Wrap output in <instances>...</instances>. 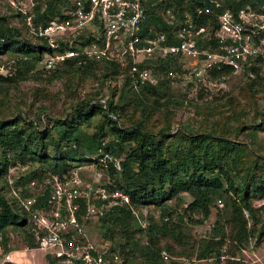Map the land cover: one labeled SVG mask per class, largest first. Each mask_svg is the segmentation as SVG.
Wrapping results in <instances>:
<instances>
[{
  "label": "rangeland",
  "instance_id": "rangeland-1",
  "mask_svg": "<svg viewBox=\"0 0 264 264\" xmlns=\"http://www.w3.org/2000/svg\"><path fill=\"white\" fill-rule=\"evenodd\" d=\"M45 1L0 0V27L7 23L18 27L22 39L31 46L39 45L40 42L28 32L26 17L31 16L34 23L35 9L38 5L43 8ZM176 12L177 8L174 7L161 10V18L171 22ZM66 20L54 19L48 25ZM233 23L241 24L243 31L248 34L245 44L253 54L238 62L231 74L217 78L211 75L213 68H205L202 54L198 53L196 58L178 56L177 60L169 63V84L160 89L162 98L142 93L135 81L123 87L125 74L122 69L113 70L97 60L99 54L120 57L122 51L120 42L112 43L110 47L104 44L103 47L98 38L101 35L95 27L68 30L54 42L56 44L60 40L77 47L78 43H73L76 37L94 35L95 42L82 48L81 53H89L94 45L95 55L84 56L88 60L82 63L80 72L64 65V61L69 58H58L64 55L54 54L34 65L27 73L26 80L0 83V122L6 125L5 132L22 137L30 135L33 138L32 145L43 147V152L50 157L54 156L55 145L59 144L64 150H71L74 145H66L62 140L71 131L65 124L59 125L66 120L70 124L72 122L73 127L79 128L82 139L96 142L102 139L105 144L113 141L115 136L111 134L110 124L102 114L89 119L79 116L80 107L96 102L101 105L106 101L112 102L118 114L116 121L122 128L133 130L140 126L143 133L161 138L167 159L185 160L189 151L194 149L191 137L205 141L203 152L199 155L205 154L209 168L207 173L223 181L224 192L212 199L210 215L203 224H195L196 220L202 218L198 213L188 210L193 198L186 193H179L161 207L133 208L126 233L125 230L114 229L113 241L104 240L99 220L102 216L91 215L86 221H81L83 239L96 246H100L101 240L105 241L106 247L120 254L119 263L126 259L128 264H146L141 254L150 241L146 229L149 225L160 226L166 223L169 230L165 235L154 229L152 236L161 251V259L158 260L160 264H264V200H250L255 217L251 219L247 213L244 215L249 233L247 241L241 246L232 240L235 229L231 224V204L236 200L231 186L235 188L240 184L242 191L250 188L261 175L259 168L264 160V4L240 10L237 17L234 16ZM219 26L217 18L216 25H208L203 36H198L192 28L189 38L194 42L212 39L217 46L204 49L219 54L221 49L218 46L223 44L218 45L216 35L223 37L225 43L227 39V34L221 32ZM161 32L159 34L164 36ZM174 34L181 35L183 32L176 31ZM196 49L198 52L203 50L197 46ZM73 52L76 53L73 57L81 55ZM158 56L159 53H156ZM18 57L20 55L14 53L0 55L2 77L14 75ZM162 59L166 58L161 52ZM159 60H148L144 54H139L133 62H153L150 71L155 76L157 70H154V66ZM211 61L219 60L213 57ZM43 131L49 133L50 138L36 140V135ZM133 145L129 142L120 143V157L116 162L124 161ZM77 149L82 155L74 156L72 161L68 158V170L60 176L52 174L50 167L34 161L33 156H18L16 154L19 152L7 150L0 145V194L11 200V197H16L11 192L13 190L19 197L13 204L14 209L27 216L25 227L8 228L0 234V264H46L42 251L27 248L24 232L36 230L41 215L40 209L35 212L33 203L37 202L49 185L56 188L58 184L62 189L68 186L85 189L89 186L94 191H101L106 198L97 196L92 202L95 210L103 216L110 207L127 203L119 192H114L115 182L108 169L97 163V158L83 147L77 146ZM35 153L37 157L39 151ZM89 157L94 161H88ZM217 162L218 165H215ZM114 193H118V196H113ZM98 201L107 203L98 205L95 203ZM212 229H216L219 235L213 233ZM220 239L224 245L219 256L214 253L202 259L200 255L206 245L209 243L212 247ZM9 254L12 262H5Z\"/></svg>",
  "mask_w": 264,
  "mask_h": 264
},
{
  "label": "trees",
  "instance_id": "trees-1",
  "mask_svg": "<svg viewBox=\"0 0 264 264\" xmlns=\"http://www.w3.org/2000/svg\"><path fill=\"white\" fill-rule=\"evenodd\" d=\"M41 1V0H39ZM264 4V0H221V9L212 10L209 14L197 15L196 11L204 7H208V0H164L159 2L157 5L149 7L150 14L147 17L146 23L144 24V32L142 37L154 38L159 32L164 34L166 39L162 46H174L178 45L181 41L188 37L187 31L198 33V36L204 35L205 29L210 26L216 25V19L218 15L225 11H231L235 17H237L240 10L246 7H261ZM170 7L177 8L176 16L171 22H166L161 18V10H166ZM70 8V0H46L45 6L41 8L39 5L35 9L34 25L45 27L52 20H65L69 19V15L64 14L66 9ZM188 23H185V20ZM181 22V23H180ZM183 22V25H182ZM179 23L181 26H179ZM5 26V28H4ZM189 26L190 29H189ZM176 31H182L183 34H174ZM40 43L37 46H31L24 39H22L21 29L18 27H13L9 23L0 27V55L14 53L19 54L16 61V71L13 76L2 77L0 75V83H14L17 81H24L27 78V73L34 68L41 59L45 57H51L52 55H65L67 52L76 51L78 54L75 57H71L64 61L70 69H75V72H80L82 70V63L87 61L85 55H82L81 50L84 47L91 46L95 42L94 35L89 34L87 37L78 36L74 39L73 43H78L77 47H72L68 42L56 41L54 48L48 46V44L42 40L36 38ZM203 39V38H202ZM204 40V39H203ZM196 46L198 49H214L216 42L211 40L199 41L197 40ZM73 45V44H72ZM22 55V56H21ZM98 61L103 62L108 68L113 70L122 69L125 74V82L123 87H126L129 82L136 80L137 73H135L134 79L129 74V69L131 63L128 62L121 66L120 63L116 61H109L102 56H96ZM166 59L158 58L157 65L154 66L155 85L149 82L145 84L137 83V88L141 90L142 93L147 92L154 97L162 98L163 95L160 93L164 87L169 84V63L177 60L178 56L167 55ZM153 62H141L137 64L139 71L143 69L150 70ZM87 68V66L85 67ZM233 68L228 66L213 67L211 70V75L214 78L222 77L223 75H229L233 72ZM166 78H163V75ZM97 114H102L105 119H107L110 124L111 134L115 137L113 141L105 144L100 139L99 141L82 139V134L77 127H73L66 120L64 123L59 125H67L71 128L64 137L63 141L67 145H72L71 150H64L59 144L55 145L54 156H47L43 152V147L39 145H32L33 138L22 137L18 134H9L5 132V124L0 122V145L5 147V149L24 155L33 156V160H37L44 167H50V171L55 175H64L67 172L68 158L74 156H81L82 153H78V147H83L86 152H90L97 158V163H100L103 167L108 169L109 175L114 179L115 189L114 192H119L121 196L127 198V203L122 205H114L109 208L108 212L104 214L99 220L101 224V230L103 232L104 240L113 241V230L121 229L125 230L129 227L132 216V209L139 206H157L161 207L165 202L171 200L173 197H177L179 193H186L193 198V202L188 205V210L192 213H198L202 219L196 220L195 224H203L205 220L210 215V205L214 197L221 196L224 192L223 181L216 175L208 174L209 170L205 154L203 156L199 155L203 152L202 145L205 143L203 139L190 138V141L194 147L188 153V157L185 160L177 161L167 159L165 156V148L161 138H157L152 134L143 133L141 127L138 126L136 129L129 130L122 128L116 121L117 112L116 106L112 102H104V104H98V102L80 107L79 116L84 119H89ZM36 140L43 141L44 139L50 138V134L47 132H40L36 135ZM134 143L130 147V152L124 161H119L120 157L119 148L120 143ZM77 145V146H76ZM99 149L102 150L104 154L108 156L106 160H103L102 155L99 154ZM36 151H39L36 157ZM63 151V152H62ZM35 157V159H34ZM88 161L93 162V158L89 157ZM219 162L215 163L218 165ZM119 165V166H118ZM262 167L259 168L261 175L258 181L252 183L250 188L240 189V184H237L235 188L231 186L233 194L236 196V200L232 201L231 209V224L235 229V236L233 237V242L241 246L247 241L248 231H247V221L245 214L254 219L255 211L250 203L251 199L264 200V160L261 163ZM256 169H258L256 167ZM228 181V177H226ZM252 188V191H251ZM51 187L47 186L43 193L33 204L36 207L35 212L41 209L47 202L50 196ZM12 194L16 197H11L8 200L6 197L0 194V234L5 232L8 228L15 227H25L27 225L26 213H18L13 207L16 203L17 194L12 190ZM98 205L105 204L107 201L95 202ZM116 204V203H115ZM82 209V204H80ZM79 210V214L82 210ZM80 216V215H78ZM154 229L159 230L162 235H165L169 229L167 224L163 223L160 226H151L146 229V234L149 236V243L144 247V251L141 253L142 258L146 264H160L158 260L161 259V251H159L158 243H154L152 236L154 234ZM216 229H212V232L216 233ZM25 242L27 248L30 250L38 247L36 241V230L32 232H24ZM264 234V229L262 235ZM5 238V245H6ZM100 246L106 247L105 241L101 240ZM223 240L220 239L214 246H210L209 243L206 245L201 253V258H209L212 254L219 256V251L223 247ZM6 249V247H5ZM111 252H117L116 250L109 247ZM109 253V252H108ZM119 258L120 254L117 252ZM46 264H53V261L46 257ZM111 264H128L126 259L121 263Z\"/></svg>",
  "mask_w": 264,
  "mask_h": 264
},
{
  "label": "built area",
  "instance_id": "built-area-1",
  "mask_svg": "<svg viewBox=\"0 0 264 264\" xmlns=\"http://www.w3.org/2000/svg\"><path fill=\"white\" fill-rule=\"evenodd\" d=\"M161 1L164 0H70V9L66 12L70 17L68 20L54 21L45 27H38L32 22V17L27 16V29L32 36L44 39L54 48L56 38L65 35L68 30L95 27L101 35L98 38L103 47L104 44L110 47L112 43H121V58L110 57L105 53L99 55L109 61H116L121 66L130 62L129 74L134 79L133 75L137 73L134 81L141 85L147 82L154 84L155 80L150 70L139 71L136 67L140 63H134L133 60L139 54H144L148 60L153 61L155 58H161V52L165 57L185 55L191 58H196L200 53L204 57L202 63L208 69L216 66H228L234 69L238 62L253 54L245 44L248 34L243 31L241 24L233 23L234 15L229 11L218 15L219 29L227 34L226 43L223 37L218 35L215 37L218 45L223 44L218 46L219 50L221 49L219 54L206 49L198 52L196 43L189 38L190 30L187 31L188 37L185 40L169 47L162 46L166 39L161 34L154 38L142 37L144 24L150 14L149 7ZM208 1L210 4L208 7L196 11L198 16L209 14L211 9H221V0ZM188 20L186 18L185 23H188ZM93 47L95 46L91 47L89 53L83 52V54H93ZM156 53H159L158 57ZM75 54L70 51L69 54L58 58H71ZM213 57H218L219 63L212 62ZM98 152L104 162L108 156L101 149ZM114 194L113 196H118V193ZM97 196L106 198L101 191H94L89 186L85 189L75 186L62 189L58 184L56 188L51 186L50 196L39 211L41 216L36 223V241L38 249L43 251L45 257L50 258L53 264H111L112 261L119 263L117 252H111L109 246H96L81 236V221H86L91 215L103 216L100 211L95 210L92 202ZM123 199L127 202V198L123 197ZM80 204L83 206L82 209ZM80 209L82 212L79 214ZM5 262H12L10 255L5 257Z\"/></svg>",
  "mask_w": 264,
  "mask_h": 264
},
{
  "label": "crops",
  "instance_id": "crops-1",
  "mask_svg": "<svg viewBox=\"0 0 264 264\" xmlns=\"http://www.w3.org/2000/svg\"><path fill=\"white\" fill-rule=\"evenodd\" d=\"M32 250H34V249H32ZM35 250H38V251H41V250H39L38 249V247L37 248H35ZM22 252H24V251H22ZM43 252V251H42ZM25 253V252H24ZM18 254H20V253H18ZM10 256H11V254H9ZM19 256H17V258H18ZM43 258H44V260H46V257H45V253L43 252Z\"/></svg>",
  "mask_w": 264,
  "mask_h": 264
}]
</instances>
